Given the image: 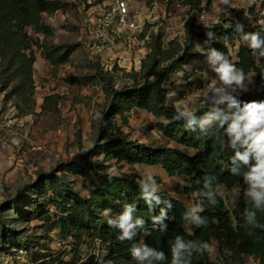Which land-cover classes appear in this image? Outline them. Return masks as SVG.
<instances>
[{"label": "rangeland", "instance_id": "1", "mask_svg": "<svg viewBox=\"0 0 264 264\" xmlns=\"http://www.w3.org/2000/svg\"><path fill=\"white\" fill-rule=\"evenodd\" d=\"M58 1L62 3V9L51 17H42V22L51 30L49 36L27 31L35 43L32 48L35 57L34 106L28 110L25 104L19 103L20 108H17L14 101H6L4 93L0 91V140L6 144L18 140L24 147L29 143L44 146L43 151L39 152L22 154L16 149L0 152V264H50L51 257L44 258L45 255L58 256L63 262L70 258L74 251L69 254V250H63L56 244L65 239L57 227L61 206L56 208L53 200L61 204L62 199L75 193L87 198L92 183L96 181L95 173L120 175L138 182L146 175H152L160 182L157 184L158 192L169 194L188 208L198 205L195 196L183 193L189 184L187 179L168 178L159 167L126 164L99 153L97 146H102L114 136H125L128 140L148 146L177 145L158 130L157 123L164 121L138 109L125 113L123 118L116 116L110 119L104 132L105 140L99 139L100 127L104 126L101 113L106 107L107 77L113 78L114 89L130 83L129 74L140 73L141 63L148 52L145 51L144 55L143 52L137 53L134 47L121 55L116 48H112L94 56L89 55L81 46L84 21L86 12L101 1ZM181 1L132 0L133 6L142 5L144 14L151 17V23H146L140 36L147 35L148 51L158 34L164 48L173 39L183 42L184 23L192 11L184 7ZM252 4L249 5L248 0H229L227 5L221 0H210L206 4V0H203L201 10L195 14L197 16L203 11L205 22H197L196 26L205 30L219 22L227 25L228 21H236V13L242 10L246 12ZM250 26L255 28L252 21ZM204 41L196 40L195 51L200 57L190 63L184 73L194 78L196 86L179 85V79L185 76L183 72L176 73L169 83L164 84L168 89V101L177 110L189 108L193 112H206L209 108L199 90L216 77L207 63L208 45ZM242 43L248 47L243 39ZM239 46L237 40L227 44V56L232 63L237 61ZM47 49L57 51L58 55L70 54L64 64L52 66L43 54ZM246 77L245 83L249 88L246 93L253 94L255 74ZM46 98L50 99L45 102ZM9 122L14 125L11 132L4 127ZM219 196L231 213L239 202L240 190L237 187L229 190L220 188ZM75 232L77 235L84 233ZM19 246L22 248H17ZM216 246V241L212 240L208 253L213 262H216ZM78 251L76 248L75 252ZM80 254L83 255L84 250ZM243 264L257 263L253 258L245 257Z\"/></svg>", "mask_w": 264, "mask_h": 264}, {"label": "trees", "instance_id": "2", "mask_svg": "<svg viewBox=\"0 0 264 264\" xmlns=\"http://www.w3.org/2000/svg\"><path fill=\"white\" fill-rule=\"evenodd\" d=\"M202 3L203 0L181 1L184 7L192 11L184 23L183 42L173 39L164 48L158 34L141 63L140 73L129 74L130 83L114 89L113 78L108 76L106 79V107L101 113V123L104 126L100 127L99 139L105 138L104 132L108 129L110 119L116 116L123 118L125 113L138 109L164 121L157 123L158 130L177 146H148L128 140L125 136H114L107 139L102 146H97V149L99 153H105L108 157L126 164L159 167L168 178L187 179L189 184L183 193L186 196H195V203L204 208L200 215L206 218L207 223L198 228L190 225L193 228L190 235L183 226V215L189 208L182 201L165 192H157L162 202L156 204L153 201L149 206L140 197L137 180L120 175L95 173L96 181L92 183L87 198H81L75 193L62 199L61 204L53 200V205L56 208L61 206L57 227L62 238H71L76 248L84 245L88 238H98L105 251L104 261L107 264H139L130 251L133 244H147L163 251L167 258L155 264H171L170 246L177 235L183 236L186 241L208 242L210 246L212 240L216 241V262L209 258L207 251L203 255L194 254L191 264H243L245 257L253 258L257 264H264V227L244 226V210L250 208L251 204L245 196L247 186L242 176H234L230 172L235 150L227 146L228 137L223 129L213 128L207 135L201 134L199 129H187L183 120L176 119L178 110L168 101V89L164 87L176 73H185V65L200 57L195 51L196 40H207L206 33L212 31L215 39L211 47L227 56V44L237 40L240 46L234 64L245 75L255 74L253 94L245 93L239 98L244 101H264V59L255 60L251 49L242 43L243 34L235 31V25L240 23L245 32H258L264 37V0H255L246 12L242 10L236 13V21H228L227 25L219 22L205 30L196 26L195 13L201 10ZM209 3L210 0H206V4ZM62 6L58 0H0V91L4 93L5 100L14 101L17 108H20L19 103L25 104L24 107L28 110L34 106L35 57L32 48L35 43L27 31L43 37L49 36L51 30L42 22V17H51ZM251 21L255 28L250 26ZM43 54L52 66H58L67 61L70 53L58 55L57 51L47 49ZM195 113L199 117L204 112L198 110ZM236 164L242 170H247V166L239 161ZM205 176H214L215 183L220 188H239V202L231 213L219 194L215 206H210L199 195L203 190ZM198 180L200 183H197ZM156 182L160 183L159 180ZM165 200L171 201L170 209L163 203ZM127 204L135 206L133 218H142L145 225L144 228L137 229V234L131 241H121L117 238L120 230L110 227L107 220L117 219ZM162 208L168 214V219L164 221L168 227L163 234L158 230V225L153 226L152 221L153 216H159ZM106 210H110L109 216L105 215ZM257 221L264 225V211H257ZM75 231L84 233L77 235ZM55 262L73 264L74 260L63 262L60 257H51L50 264Z\"/></svg>", "mask_w": 264, "mask_h": 264}, {"label": "clouds", "instance_id": "3", "mask_svg": "<svg viewBox=\"0 0 264 264\" xmlns=\"http://www.w3.org/2000/svg\"><path fill=\"white\" fill-rule=\"evenodd\" d=\"M255 0H248L251 5ZM227 5L229 0H221ZM235 31L242 33V39L251 49L255 60L264 59V37L258 32H245L244 26L240 23L235 25ZM208 39L204 41L208 45L207 63L215 73V79L199 90L203 95L209 108L199 117L189 108L178 110L176 119L183 120L187 129L196 131L199 129L201 134L207 135L211 129H223L228 137V147L235 150L230 172L234 176H242L244 184L247 186L245 196L250 202L251 207L244 210V226L249 228H262L264 225L257 221V211H264V101H244L240 99L241 93L249 91L248 79L243 70L238 69L230 61L225 53L211 47L215 34L212 31L206 33ZM198 47H202L197 44ZM242 149V151L240 150ZM254 160V163L252 161ZM239 161L247 166V170H242L237 164ZM214 176L203 178V190L199 193L210 206L218 203L217 195L220 186L215 183ZM197 183H200L198 180ZM140 197L145 203L151 206L154 201L160 204L161 197L156 193L159 191L157 182L152 175H146L139 182ZM163 203L167 208L172 207L171 201L165 200ZM136 208L132 204L124 206L122 213L117 219L108 218L107 223L110 227L118 228V239L121 241H131L137 234V229L144 228L145 221L142 218H133ZM204 208L200 205L191 206L183 215L184 230L190 235L194 225L195 228L206 225L207 220L200 215ZM110 210L105 211L109 216ZM168 219L167 211L162 208L159 216H153V226H159L158 230L163 234L167 231ZM208 242L186 241L183 236L177 235L171 242V264H191V257L194 254L203 255L209 251ZM132 256L139 264H155L164 261L167 257L161 250L141 244L131 247Z\"/></svg>", "mask_w": 264, "mask_h": 264}, {"label": "built area", "instance_id": "4", "mask_svg": "<svg viewBox=\"0 0 264 264\" xmlns=\"http://www.w3.org/2000/svg\"><path fill=\"white\" fill-rule=\"evenodd\" d=\"M100 1L95 7H91L86 12L87 18L84 21L81 41V46L84 50L92 56L100 54L103 50H111L112 48H116L121 55L128 53L134 47H136L137 53L143 52L144 55L145 51L148 52L146 49L148 42L147 35L140 37L144 33L146 23H151V17L144 14V7L142 5L140 7L133 6L132 0ZM197 22H205V14L203 11L198 13ZM187 66H184L185 72L189 68ZM183 75L185 76H182L178 81L181 87H189V85H192V87L196 86V82L190 74ZM13 126L11 122L4 125L8 132L12 131ZM15 149L24 154L25 152L43 151L44 146L29 143L24 147L18 140L11 141L8 144L0 140V152L5 150L13 151ZM56 244L63 250H69L67 251L69 254L73 251L75 253H72L69 256L70 258H66L64 262L74 260L73 264H107L102 257V255L106 254L98 238L86 239V243L78 248V253L75 252L76 245L71 238L61 240ZM83 250L84 254L81 255L80 251ZM55 263L61 264L60 262Z\"/></svg>", "mask_w": 264, "mask_h": 264}]
</instances>
